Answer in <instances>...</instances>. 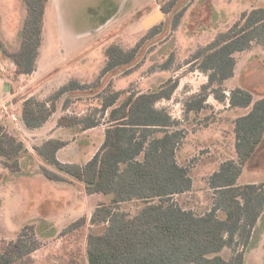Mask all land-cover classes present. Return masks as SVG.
<instances>
[{
    "label": "trees",
    "instance_id": "16d2710c",
    "mask_svg": "<svg viewBox=\"0 0 264 264\" xmlns=\"http://www.w3.org/2000/svg\"><path fill=\"white\" fill-rule=\"evenodd\" d=\"M48 1L24 0L20 48L4 50L15 66L16 80L36 71ZM175 3L172 0L163 5L164 14H172ZM184 14L183 10L174 15L173 30L178 29ZM161 27L162 23L150 29L147 38L152 39ZM145 41L128 50L118 45L108 47L101 76L131 66ZM255 49L264 51V6L242 12L230 28L192 54L187 65L206 74L208 80L183 103L185 127L156 107L162 100H171L178 88L179 80L170 78L157 90L130 93L122 101L121 93L103 97L102 111L108 113L105 141L86 164L59 161L58 153L67 141L49 139L34 147L46 165L42 170L48 180L67 182L70 178L81 182L88 196L112 197L108 204L96 206L90 219L92 228L87 229L84 216L60 234L86 236L88 264H245V251L264 213V181L241 184L240 178L264 140V94L255 96L246 87L229 90L227 83L236 75L238 55ZM173 62L172 55L162 68L169 70ZM78 89V83H71L49 100H25L18 115L22 130L35 133L44 128L58 112L60 99ZM210 97L225 109H213L208 103ZM235 110L242 114L232 121L229 155L223 151L220 156L216 152L207 158L202 157L207 150H198V154L182 156L190 135L199 140L190 142L200 146V135L208 130L221 131L228 121L224 114ZM7 123L6 118L0 119V163L17 173L22 170L21 160L30 152ZM99 125L91 117L66 115L59 119V126L83 131ZM199 167L213 170L197 188ZM199 190L210 201L202 211L182 201ZM133 202L144 205L135 214L122 209ZM93 227H103V232ZM40 248L35 225H27L15 240L0 237V264H19ZM225 251L229 256L223 255Z\"/></svg>",
    "mask_w": 264,
    "mask_h": 264
},
{
    "label": "rangeland",
    "instance_id": "374dc122",
    "mask_svg": "<svg viewBox=\"0 0 264 264\" xmlns=\"http://www.w3.org/2000/svg\"><path fill=\"white\" fill-rule=\"evenodd\" d=\"M171 1L49 0L35 75L16 80L15 66L4 50L15 52L20 48L26 7L24 0H0V86L6 80L15 90V96L6 102L7 111L0 107V117L7 119L9 130L18 135L33 153L21 160L22 170L17 173L10 172L0 163V237L15 240L25 226L35 225L41 243L38 251L19 264H88L86 236L61 237L60 234L84 216L88 219L87 229L92 228L90 219L96 206L108 204L112 198L102 194L88 196L84 185L70 178L67 182L48 180L42 170L46 165L34 147L49 139L67 141L69 145L59 152L58 159L63 163L86 164L105 141L108 113L102 111L103 97L121 93L122 101L130 93L157 90L170 78L179 80L178 88L171 100H162L156 107L166 110L185 127L183 103L198 93L208 80L206 74L187 65L192 54L211 42L218 33L230 28L242 12L264 6V0H176L173 13L165 14L159 23H162L159 33L152 39L147 38L150 29H145L142 21ZM183 10L181 24L173 30V17ZM144 38L146 41L137 61L101 76L108 47L118 45L128 50ZM172 55L174 62L165 71L162 67ZM238 60L236 75L228 81V89L246 87L255 96L264 94V51L255 49L239 54ZM71 83H78L79 89L60 99L57 115L95 118L100 122L97 128L58 130L52 128L57 117L54 116L47 129L36 133L22 130L18 115L24 100L31 97L39 101L49 100ZM1 93H8V90L1 87ZM208 103L216 111L225 109L213 97ZM67 109L69 114L65 112ZM241 114L236 110L227 111L224 115L228 121L222 125L221 131L203 132L198 147L190 142L199 141L197 136L190 135L189 144L183 146L182 156L198 154V150H207L202 156L207 158L216 152L220 156L223 151L229 155L232 151V121ZM13 117L17 121H13ZM211 170L213 167L196 169L197 188L204 184L203 179ZM263 181L264 140L240 183ZM182 201L199 211L210 205L207 194L200 190ZM143 205L133 202L124 204L122 209L135 214ZM93 230L100 233L103 227H93ZM229 254V251L223 253L226 257ZM245 264H264V213L245 251Z\"/></svg>",
    "mask_w": 264,
    "mask_h": 264
},
{
    "label": "crops",
    "instance_id": "0c3cea01",
    "mask_svg": "<svg viewBox=\"0 0 264 264\" xmlns=\"http://www.w3.org/2000/svg\"><path fill=\"white\" fill-rule=\"evenodd\" d=\"M15 70V69H14ZM34 75H35V73H34ZM32 76V75H31ZM23 77H30V76H21V78H23ZM2 87V90H4L5 88L8 90V93H1V97H0V102H1V104L3 105L4 103H6L12 96H15V95H13L12 93V91L14 90V88H13V86L8 82V81H6V80H4V81H2V84H1V86H0V88ZM25 101V100H24ZM1 105V106H2ZM0 106V107H1ZM65 112L67 113V114H69V111H68V109L67 110H65ZM59 113V110H58V112L56 113V114H54V116H57L56 117V119H54V124H53V126L54 127H52V128H57L58 130H61V129H63L64 127H61V126H59V119L61 118V117H63V116H65V115H57ZM53 116V117H54ZM52 117V118H53ZM50 119V121L46 124V126L44 127V128H42V129H40V130H43V129H47V128H49L50 126H49V124H51V121L53 120V119ZM55 118V117H54ZM78 118H80V117H78ZM0 119H1V117H0ZM97 128V127H96ZM74 129V128H73ZM76 129V128H75ZM92 129H95V128H92ZM92 129H90V130H92ZM40 130H38V132L40 131ZM63 130H65V128L63 129ZM88 131V130H87ZM36 133V132H35ZM43 143V142H42ZM68 145H69V142H68ZM67 145V146H68ZM66 146V147H67ZM64 149V148H63ZM61 151V150H60ZM59 151V152H60ZM30 152V151H29ZM59 154V153H58ZM29 155H33V153H31L30 152V154ZM28 155V156H29ZM60 161V160H59ZM61 162V161H60ZM255 232V231H254Z\"/></svg>",
    "mask_w": 264,
    "mask_h": 264
},
{
    "label": "water",
    "instance_id": "95a60500",
    "mask_svg": "<svg viewBox=\"0 0 264 264\" xmlns=\"http://www.w3.org/2000/svg\"><path fill=\"white\" fill-rule=\"evenodd\" d=\"M165 17V14L162 10H159L149 16H147L143 21H142V26L149 30L156 25H158Z\"/></svg>",
    "mask_w": 264,
    "mask_h": 264
},
{
    "label": "built area",
    "instance_id": "2783aa9c",
    "mask_svg": "<svg viewBox=\"0 0 264 264\" xmlns=\"http://www.w3.org/2000/svg\"><path fill=\"white\" fill-rule=\"evenodd\" d=\"M1 107L4 108L5 111H7V103H4ZM12 120L17 121V118L13 117Z\"/></svg>",
    "mask_w": 264,
    "mask_h": 264
}]
</instances>
